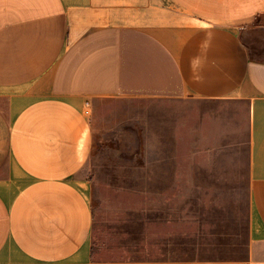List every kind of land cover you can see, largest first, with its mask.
Wrapping results in <instances>:
<instances>
[{"label":"crops","instance_id":"obj_1","mask_svg":"<svg viewBox=\"0 0 264 264\" xmlns=\"http://www.w3.org/2000/svg\"><path fill=\"white\" fill-rule=\"evenodd\" d=\"M147 99L246 104L244 260L100 258L93 114ZM0 264H264V0H0Z\"/></svg>","mask_w":264,"mask_h":264},{"label":"rangeland","instance_id":"obj_2","mask_svg":"<svg viewBox=\"0 0 264 264\" xmlns=\"http://www.w3.org/2000/svg\"><path fill=\"white\" fill-rule=\"evenodd\" d=\"M93 246L115 261L244 260L251 209L244 103L100 102Z\"/></svg>","mask_w":264,"mask_h":264},{"label":"built area","instance_id":"obj_3","mask_svg":"<svg viewBox=\"0 0 264 264\" xmlns=\"http://www.w3.org/2000/svg\"><path fill=\"white\" fill-rule=\"evenodd\" d=\"M91 106V105H88V107ZM90 108V107H89Z\"/></svg>","mask_w":264,"mask_h":264}]
</instances>
